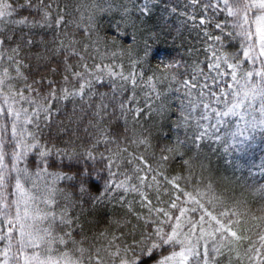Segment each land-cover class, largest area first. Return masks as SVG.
Segmentation results:
<instances>
[{
	"label": "snow or ice",
	"instance_id": "obj_1",
	"mask_svg": "<svg viewBox=\"0 0 264 264\" xmlns=\"http://www.w3.org/2000/svg\"><path fill=\"white\" fill-rule=\"evenodd\" d=\"M152 5L153 0H129L115 7L123 21L134 13L151 14ZM113 7L81 4L75 11L83 19L81 9H85L92 20L93 13L109 12ZM184 8L191 11L169 10L183 17L181 25L201 38L203 46L197 52L202 60L197 56L189 65L146 43L125 73L123 64L96 62L95 57L90 65L88 46L78 48L79 41L64 31L53 50L55 55H63L65 71L57 87L56 81L32 79L25 71L30 67L27 60L44 59L30 56L25 48L44 43L43 37L34 39V29L59 32L66 28L71 23L65 19L70 15L67 6L59 0H0V264H145L142 258L154 264H232L233 260L236 264H264V203L253 209L243 198H226L211 182H202L203 187L194 184L192 191H186L179 183L185 177L169 178L144 155L129 151L133 145L149 146L143 135L118 143L98 128L99 135L90 146L80 153L72 148L71 154L44 136V129L51 127L67 103L80 102L82 110L84 106L93 108L96 85L105 76L113 89V111L118 108L125 121L129 114L137 120L145 108L151 112L163 95L157 85L167 83L168 91L176 93L179 101L177 126L191 131L194 146L211 143L226 157H234L229 163L235 169L248 166L251 170L255 165L250 160L242 163V158L251 156L257 142L264 149V0H189ZM132 39L135 42V36ZM71 59L78 63L73 65ZM152 60L157 61L154 69ZM137 65H146L152 75L145 79L144 70L137 71ZM128 85L131 92L124 97ZM141 86L147 90L138 98L136 89ZM106 95L99 94L100 103L95 105L98 124L108 114ZM102 147L104 151H100ZM175 151L176 147L162 150ZM80 157L100 163L106 173L96 201L114 193L125 202L128 194L138 196L149 216L155 214L151 220L155 227L142 232L132 244L121 246L117 243L121 237L113 236L103 249L84 248L83 241L72 235L78 222L70 208L56 210L60 191L56 185L64 179L77 181L80 194L87 195L91 181L101 178L100 172L90 171L88 166L71 175L50 171L56 161L63 164L65 158L71 162ZM168 159V155L160 157L161 161ZM259 167L264 170V160ZM160 181L179 192L170 198L167 210L154 207L149 198L150 191H159ZM259 191L264 201V188ZM241 217H250L255 223L241 228L245 222Z\"/></svg>",
	"mask_w": 264,
	"mask_h": 264
},
{
	"label": "trees",
	"instance_id": "obj_2",
	"mask_svg": "<svg viewBox=\"0 0 264 264\" xmlns=\"http://www.w3.org/2000/svg\"><path fill=\"white\" fill-rule=\"evenodd\" d=\"M20 2L23 3V0ZM141 2L142 0H136V3ZM59 3L67 6L70 15H66L65 19L71 23L66 28L62 27L59 32L48 28L33 30L34 39L39 40L43 37L44 43L25 48V52L30 56H42L44 59L27 60L30 67L25 71L31 74L32 79L47 78L56 81L59 87L65 74L63 55H55L53 50L57 47L55 40L63 38L64 31L79 41L78 48L88 46L87 60L90 65L93 62L92 58L95 57L96 62L103 59L106 64H123L125 73L130 70L131 61L136 52L142 51L146 43L157 48L158 51L171 53L177 61L189 65L197 56L201 60L204 58L197 52L203 46L197 32L181 25L180 21L183 17L169 10L171 7H176L178 11H191V8H184L189 0H153L151 14L141 16L134 13L131 19L125 18L123 21L115 6L129 3V0H59ZM92 3H103L105 6L112 4L114 7L109 12L93 13L92 20L87 18L89 12L82 8L84 18L79 19L80 13L75 9L81 4ZM23 14L29 15L28 12ZM133 36H135V42L132 39ZM46 48L48 51H45ZM70 62L73 65L78 63L75 59H71ZM156 63L155 60L151 61L153 69ZM140 70H144L145 79L152 75L146 65H137V71ZM127 87L129 90L123 93L124 97L131 92V86ZM157 87L163 95L161 100L153 104L152 111L149 112L145 108L137 120H133L129 114L125 121L118 108L113 111L115 106V102L111 100L113 89L109 78L105 76L104 82L96 85L97 97L93 100V108L84 106L82 110L80 102L75 105L71 102L67 103L60 114L54 117L51 127L44 129V136L61 148H68L71 154L72 148L80 153L83 148L90 146L99 135L98 128L104 129L106 134L118 143L126 137L135 139L143 135L147 137L149 146L145 148L141 145L137 148L133 145L129 147V151L144 155L154 168L159 166V170L169 178L176 175L185 177L186 180H181L179 183L186 191H192L194 184L203 187L202 182H211L215 190L223 193L226 198L231 197L233 200L243 198L253 209L264 203L259 191L264 188V170L259 167L264 160V149L259 142L252 146L251 156H244L241 160L242 163L244 160H250L255 166L251 167V170L248 166H245L242 171L235 169L229 163L234 157H226L222 151L216 149L215 145L205 142L201 143L199 148L194 146L191 131L183 126H177L180 123L177 94L168 91L167 83L158 84ZM145 90L147 89L143 86L136 89L138 98L143 96ZM101 93L107 94L104 102L109 105V109L105 119L98 124L93 113L96 110L95 105L100 103L99 94ZM74 107L75 111H73ZM178 142L181 143L178 144ZM109 147L114 149L115 146L109 145ZM168 147H176L177 151L162 152ZM100 151H104V148L102 147ZM162 154L169 156L166 162L160 160ZM53 160L55 161V157ZM97 160H99L98 154ZM186 160L189 162L188 166L184 164ZM29 166L32 167L31 157ZM85 166H88L90 171L94 168L101 175L100 179H94L89 184V194L83 196L80 194L77 181L64 179L56 185L60 189L56 195V210L59 212L65 206L70 208L74 220L78 222L72 235L77 241H83L84 248L103 249L113 236L121 237V240L117 241L121 246L132 244L134 239L140 238L142 232L151 231L155 227L151 224L155 214L149 216L147 209L138 202V196L128 194L126 202L119 201L117 193L106 196L102 201L94 199L101 195L105 184L106 173L100 163L88 161L83 157L79 160L73 159L71 162L65 158L63 164L56 161L50 171H61L71 175ZM160 185L158 192L150 191L149 198L154 207L167 210L170 198L179 195V192L164 181H160ZM157 196H159V202ZM183 199L181 197V200ZM177 203L180 202L177 201ZM173 214L175 215L174 210ZM241 219L245 221L240 225L241 228L251 227L255 223L250 217H241ZM2 246L0 244V247ZM242 252L243 247H241ZM101 254L107 261V255L104 252ZM142 259H145V264H154L152 260ZM224 264L227 262L225 261ZM232 264H236L235 260Z\"/></svg>",
	"mask_w": 264,
	"mask_h": 264
}]
</instances>
